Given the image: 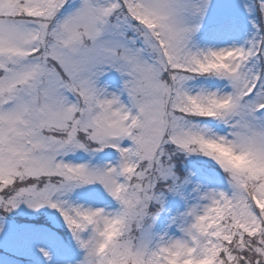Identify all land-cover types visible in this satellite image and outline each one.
<instances>
[{"label": "snow or ice", "instance_id": "1", "mask_svg": "<svg viewBox=\"0 0 264 264\" xmlns=\"http://www.w3.org/2000/svg\"><path fill=\"white\" fill-rule=\"evenodd\" d=\"M0 264H264V0H0Z\"/></svg>", "mask_w": 264, "mask_h": 264}, {"label": "trees", "instance_id": "2", "mask_svg": "<svg viewBox=\"0 0 264 264\" xmlns=\"http://www.w3.org/2000/svg\"><path fill=\"white\" fill-rule=\"evenodd\" d=\"M0 254H5L3 251H0Z\"/></svg>", "mask_w": 264, "mask_h": 264}, {"label": "rangeland", "instance_id": "3", "mask_svg": "<svg viewBox=\"0 0 264 264\" xmlns=\"http://www.w3.org/2000/svg\"><path fill=\"white\" fill-rule=\"evenodd\" d=\"M3 258H5V257H3Z\"/></svg>", "mask_w": 264, "mask_h": 264}]
</instances>
